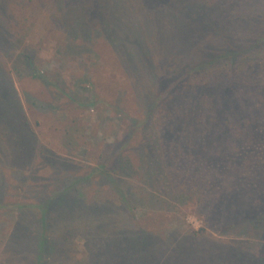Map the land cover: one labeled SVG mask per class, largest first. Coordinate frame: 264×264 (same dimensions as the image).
<instances>
[{"label":"rangeland","instance_id":"1","mask_svg":"<svg viewBox=\"0 0 264 264\" xmlns=\"http://www.w3.org/2000/svg\"><path fill=\"white\" fill-rule=\"evenodd\" d=\"M85 1L65 0L66 6ZM138 1L128 0L125 5L116 1V13L123 15L117 17L112 1L97 13L91 0L83 32L71 17L67 23L56 19L55 7V11L49 7L52 0L0 2L1 14L6 17V10L14 16L3 23L0 34V204L35 205L58 193L55 184L61 178L65 186L83 177L67 192L72 206L63 203L56 211L51 209L55 219L51 214L44 228L36 208L0 210V264H264V225L239 226L224 233L225 218L201 210L195 197L179 202L160 192L165 176L145 182L137 169L140 141L137 133L131 135L129 122L130 117L143 116L139 93L151 94L147 83L132 75L139 64L126 44L121 49L114 46L105 20L115 13L116 32L127 29L130 16L138 19L146 9L143 0L142 8ZM214 9L218 26L226 29L222 37L226 50L243 51L236 58L226 55L211 62L224 52L210 45L218 34L195 23L187 24L193 41L187 53L177 50L170 35L157 37L161 47L156 38L137 46L161 84L189 72L198 53L208 58L211 65L206 69H215L226 99L231 83L228 100L234 108L226 123L228 145L212 144L207 149L239 154L240 140L237 135L232 139L235 124H244L264 107V0H218ZM169 30L173 33V27ZM256 38L262 41L244 51ZM25 54L31 57L30 65ZM126 59L131 65L125 66ZM184 88L189 89L185 82ZM189 91L183 101L192 103L196 93ZM9 124L17 130L5 134ZM263 125L259 122L255 130L262 131ZM123 141L121 159L105 171L101 165L108 153ZM125 159L133 167L125 164L128 168L122 169ZM106 229L125 232L122 247L127 245L126 237L135 233L154 236L141 251L132 248L122 253L110 235L103 238Z\"/></svg>","mask_w":264,"mask_h":264},{"label":"trees","instance_id":"2","mask_svg":"<svg viewBox=\"0 0 264 264\" xmlns=\"http://www.w3.org/2000/svg\"><path fill=\"white\" fill-rule=\"evenodd\" d=\"M93 1H95L97 13L104 11V5L108 6L105 4L106 1H112L110 6L115 13L118 11L119 5V3L115 4L116 1L122 5H125L123 2L128 3V0ZM197 1L198 4L195 5L188 0H143V5L146 6L144 14L138 16V19L130 16L133 18L131 19L132 23L127 29H121L118 32H116L119 28L118 23L113 18L115 13L107 16L105 20L114 46L121 49L126 44L127 51H130L132 58L139 64L135 68L138 69V72L133 71L136 74L132 75L138 76L143 85L146 82L151 94L146 96L139 93L143 116L139 120L130 117L131 121L129 122L131 135L137 133L140 141L139 150L136 152L139 154L141 163L137 169L143 172L145 182L158 175H164L160 192L164 191L167 195L174 196L179 202L185 200L186 196L195 197L201 210L207 209L209 213H216L218 218H225L226 222L221 227L224 233L246 225L257 229L260 225H264V129L257 131L255 126L264 121V107L252 118L246 119L244 124H235L232 139L235 141L237 135V139L240 140L239 154H227L226 151L222 152L221 150L208 151V146L212 144H216L217 147H223V144L228 145L229 136L226 123L234 108L228 100L231 94V83L226 89V99L223 93H220V78H215V69H206V66L211 64L206 60L208 58L200 52L191 72L180 75L177 80L161 84L157 79L158 76L144 64L143 54L137 46V43L138 45L140 42L142 45L147 44L148 39L153 41L156 38L161 47L162 41L157 37L170 35L169 37L178 44L177 50L187 53V50L193 45V41H190L192 30H187L189 27L187 24L195 23L201 29L211 30L218 34L212 37L210 45L214 48L218 47V51L224 52L220 53L221 55H214L211 62L215 63L226 55L236 58L242 54L243 51L233 52L229 49L230 47L226 50L222 38L226 29L218 26L219 22L215 19V17L219 19L216 13L217 9L216 11L214 9L218 0ZM92 2L87 0L83 3L66 6L65 0H52L49 7L51 11L56 9L55 16L59 22L66 21L67 23L71 17V21L74 23L72 24L80 27L79 32H83L84 29L81 27L84 26L86 9L92 5ZM138 2L137 5L142 8L141 0ZM1 13L0 9V34L3 33V23L7 24L14 19L11 12L5 10L6 17ZM95 22L100 24L101 19L97 18ZM134 22L137 23L134 24ZM170 27H173V33L170 32ZM262 37L264 38V36ZM258 38L254 40L251 47L244 51L253 50L255 45L262 41ZM183 45H185V49H183ZM226 51L228 52L226 53ZM25 58L27 64L30 65L32 62L28 60L31 57L25 54ZM126 61L125 66L131 65L128 59ZM184 82L189 89L184 88ZM189 90L196 93L194 94L196 98L192 103L187 102L188 99L183 101V99L189 98ZM8 126L5 134H12L17 130L16 126H10V124ZM261 127L264 128V125ZM121 144L122 146L116 151L108 153L106 162L101 165L105 171L114 169L121 159V152L126 143L123 141ZM171 149L174 150V154H171ZM125 164L128 167L132 166L129 159H125L122 169L128 168ZM82 180L83 177L77 178L63 186L65 179L61 178L55 184L58 193L52 194L53 196L51 195L47 200H40L35 205L0 204V210L9 207L10 211L21 212L24 209L36 208L40 210V219L44 228L53 215L51 209L55 208L56 211L58 206L63 203H67L68 207L72 206L73 200L67 197V192ZM126 207L128 206L126 205ZM53 219H55L54 215ZM98 232L100 234L101 231L97 230ZM115 232H103L102 236L105 238L106 235H110L111 240H114L116 247L122 253H130L132 248L135 251L140 250L142 244L150 243L148 239L154 236V234L135 233L134 236L126 237L127 245L122 247L125 232L120 229L117 233ZM121 235L123 236L121 237ZM159 239L161 242V238ZM44 240L45 238L40 245L41 252L44 250ZM167 242L174 247L176 245L168 238Z\"/></svg>","mask_w":264,"mask_h":264}]
</instances>
